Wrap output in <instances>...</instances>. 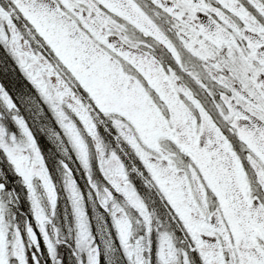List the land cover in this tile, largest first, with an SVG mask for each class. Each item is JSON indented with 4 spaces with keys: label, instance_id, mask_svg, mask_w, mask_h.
I'll list each match as a JSON object with an SVG mask.
<instances>
[{
    "label": "snow or ice",
    "instance_id": "1",
    "mask_svg": "<svg viewBox=\"0 0 264 264\" xmlns=\"http://www.w3.org/2000/svg\"><path fill=\"white\" fill-rule=\"evenodd\" d=\"M0 43L4 74L15 79L11 54L40 96L21 103L37 112L47 105L75 151L79 167L62 162L63 179L86 264L101 255L84 206L93 195L130 264H151L144 237L133 239L132 213L151 233L153 212L130 171L166 202L188 242L178 249L162 232L159 264H264V0H0ZM0 105V150L32 215L22 233L0 198V264H43L41 240L53 259L56 248L36 182L53 207L57 186L3 85ZM126 160L140 163L129 169Z\"/></svg>",
    "mask_w": 264,
    "mask_h": 264
},
{
    "label": "rangeland",
    "instance_id": "2",
    "mask_svg": "<svg viewBox=\"0 0 264 264\" xmlns=\"http://www.w3.org/2000/svg\"><path fill=\"white\" fill-rule=\"evenodd\" d=\"M17 69L20 70L18 67ZM0 74H2L4 78L7 77L2 67H0ZM18 76L19 74L17 73L15 79L12 78V80H15V88H18L17 91H23L25 86L18 81ZM30 90L31 89H28V91ZM29 109L30 108H28L27 111H29ZM49 113H52L50 109ZM29 117H31V121L33 122L36 116L30 115L29 113ZM47 127L45 135L47 134L48 139H51L54 133L50 130L49 125ZM112 139L113 141H111L110 144L108 142L106 144L109 145L110 148H115L116 144L113 135ZM60 158V156H57L55 161H51L49 158L47 159L48 162L45 160L49 166L48 171L52 175L53 182L57 186V201L54 207L50 203L46 191L39 185L38 181L36 182V191L40 199V204L48 217L46 227L49 236L53 239L55 244L56 258L53 259L47 254V248L44 244L40 251L42 253V259H48L45 261V264H48L49 260L51 261L50 264H54V262L62 264V257H65L66 264H80L81 260L86 264V250L77 247L78 222L64 185V169ZM63 158H65V152ZM96 158L97 154L94 155V153H92L91 159H93L94 179H96L98 185H102L104 181L102 175H100L96 168ZM0 162H5L4 165L0 163V174L5 177V180L9 178L10 175L11 177L16 175V179L18 180L14 185L16 197L10 194L9 196L6 195V199L10 204V212L8 214L9 221L13 226L18 225L23 233L27 223L32 220L30 196L22 179L16 174L11 164L10 167H8V159L2 150H0ZM125 163L127 167L131 169L134 162L132 163V161L126 160ZM77 167H79V164H77ZM81 174H84L82 170ZM129 174L132 182L136 185V182H139L136 173L130 171ZM13 181L14 180L11 179V182ZM8 190H10V188L6 191ZM141 195L143 194L141 193ZM143 196L146 200H150L149 196ZM164 204H166V202L161 199L158 200V203H156L154 199L149 201V208L153 212L151 233L147 232V226L142 220H139V224L136 223L138 217L135 213H132L133 239L141 236L144 237V244L146 247L144 254L146 258L150 260L151 264H159L158 253L162 232H168L172 235L173 241L178 249L186 248L188 243L181 225L171 220ZM84 206L89 211L88 223L92 236L95 238V244L100 247V264H130L129 259L120 245L113 222H105V212L100 208L96 197L93 195L91 199H88L87 196H85ZM32 223L34 224L35 222L32 221Z\"/></svg>",
    "mask_w": 264,
    "mask_h": 264
},
{
    "label": "flooded vegetation",
    "instance_id": "3",
    "mask_svg": "<svg viewBox=\"0 0 264 264\" xmlns=\"http://www.w3.org/2000/svg\"><path fill=\"white\" fill-rule=\"evenodd\" d=\"M1 52H5V53L1 54ZM5 54H6V48L2 43H0V60H2L5 57ZM7 60L9 63L12 64L13 69H15V76H16V63L12 59V56L10 54H7ZM18 81L21 82V80L19 78H18ZM2 83H4L6 85V89L8 91V94L15 101L17 108L20 111L21 110L23 111L20 115L28 123V126L30 127L32 134L35 138L36 144L39 147L41 153L43 154L45 160L47 161V159L49 158L51 161H55L56 160L55 158L57 156H60L61 157L60 159L62 162H66L70 166L75 168L77 166V164H79L77 161L75 151H74V149L71 148L70 142L63 135V132L60 129L54 115L49 113V107L47 105H44L43 111L40 113V112L35 111L31 105L21 103V96H27L29 94L31 96L35 97L37 101H40V96H39L38 92L36 90L31 91L32 86L27 85V84L24 85L25 88H23V91H17L18 88L17 89L15 88V80H12L11 75L7 76L3 81H0V85ZM28 89H31V90L28 91ZM24 106L30 108L29 109L30 115L32 114V115L36 116L32 123H31V118L28 116V114L23 109ZM2 111H4V108L2 105H0V112H2ZM4 123L6 124V126L8 128L9 135L15 134V136L17 137V142L23 143V135H22V132L19 129L18 125L15 122H13L12 120H6V121H4ZM48 125L50 126V130L54 131V135L52 136L51 139H48L47 134L45 135V133L47 132V128H48L47 126ZM99 131H100L101 135L103 136L105 143L108 142L110 144V142L113 141L112 135L105 134L104 125L99 126ZM58 132L61 134L60 137H57V135H56V133H58ZM114 132H115V129H112L113 134H114ZM88 149H89L90 156L92 153H94V155H95L96 151L94 148V144L91 141H89ZM64 152H65V158H63ZM133 162L137 165H139V163H140L138 160L132 161V163ZM0 163L3 165L5 164V162H3V163L0 162ZM8 167H10L9 161H8ZM6 174H8V173H6ZM81 175H83V174H81ZM13 177H14V179H12V180H14V181L11 182V179L7 178L5 180V177L0 174V183L5 184V190H4V192L0 193V198L6 199V195L9 196L10 194H13V196L16 197V189H15L14 185L18 180L16 179V175ZM138 180H139V182L138 181L136 182L138 190L141 191V193L143 195L149 196L150 200L154 199L155 202L158 203V200H160V197L155 193V191L149 190L147 187H145L143 185V183L140 179H138ZM10 185H11V187H9ZM102 185H100V186H102ZM8 188H10V190L6 191ZM151 195H152V197H151ZM96 200L98 202L97 197H96ZM150 200H146L148 205H149ZM164 206H165V204H164ZM101 208L103 209V207H101ZM105 219H106L105 222H109V223L112 222V218H111L109 212L106 210H105ZM136 223L139 224L137 221H136ZM42 248H43V241L41 240V249Z\"/></svg>",
    "mask_w": 264,
    "mask_h": 264
},
{
    "label": "trees",
    "instance_id": "4",
    "mask_svg": "<svg viewBox=\"0 0 264 264\" xmlns=\"http://www.w3.org/2000/svg\"><path fill=\"white\" fill-rule=\"evenodd\" d=\"M46 260H48V259H46ZM50 262L51 261L49 260L48 264H50ZM43 264H45V262H43ZM54 264H58V263L57 262H54ZM62 264H66L65 257H62Z\"/></svg>",
    "mask_w": 264,
    "mask_h": 264
}]
</instances>
